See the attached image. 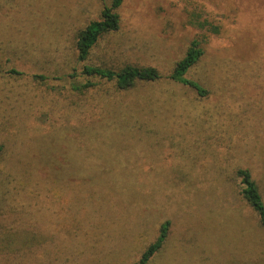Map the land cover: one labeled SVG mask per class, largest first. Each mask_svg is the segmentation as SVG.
I'll use <instances>...</instances> for the list:
<instances>
[{
  "label": "rangeland",
  "instance_id": "1",
  "mask_svg": "<svg viewBox=\"0 0 264 264\" xmlns=\"http://www.w3.org/2000/svg\"><path fill=\"white\" fill-rule=\"evenodd\" d=\"M111 2L0 0V264H135L167 221L148 264H264L237 177L264 201V0H123L87 63L162 79L73 91L79 31ZM194 39L206 98L168 78Z\"/></svg>",
  "mask_w": 264,
  "mask_h": 264
},
{
  "label": "trees",
  "instance_id": "2",
  "mask_svg": "<svg viewBox=\"0 0 264 264\" xmlns=\"http://www.w3.org/2000/svg\"><path fill=\"white\" fill-rule=\"evenodd\" d=\"M123 0H112L111 6H106L101 14V19L93 21L84 29L79 31L75 44L77 61L80 66L73 68L70 78L73 80V91L83 93L94 87L92 78L114 82L120 92H126L134 89L140 83H154L162 79L161 73L153 67H139L134 65L125 66L119 70H112L101 66L88 64L93 48L99 40L106 34L115 33L120 30L121 17L117 10L121 7ZM190 24L197 29L211 35H220L221 27L203 19L198 13L190 15ZM205 55L203 41L194 39L191 41L185 56L178 61L171 75L168 77L175 84L189 87L194 90L199 97L206 98L210 94L209 89L203 84L202 80L189 78V74L195 69ZM19 74L17 71H13ZM86 78L87 81L82 83L79 78ZM0 146V155L2 153ZM237 177L241 180V195L248 205L257 213L259 222L264 228V201L257 183L253 180L249 170H238ZM171 222L167 221L160 228V235L157 240L151 244L143 253L141 259L135 264H148L163 247L166 242ZM26 247V246H25ZM29 247H26V249Z\"/></svg>",
  "mask_w": 264,
  "mask_h": 264
}]
</instances>
